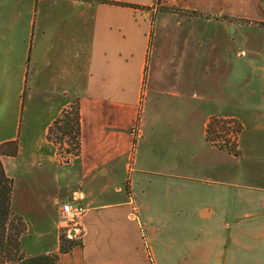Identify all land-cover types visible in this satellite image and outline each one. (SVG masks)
Here are the masks:
<instances>
[{"label":"crops","instance_id":"crops-1","mask_svg":"<svg viewBox=\"0 0 264 264\" xmlns=\"http://www.w3.org/2000/svg\"><path fill=\"white\" fill-rule=\"evenodd\" d=\"M154 1L0 0V145L16 141L0 161L26 256L58 252L69 202L84 207L68 229L80 244L56 264H264V116L250 119L248 147L240 131L238 155L208 141L213 117L242 121L218 108L229 88L209 82L219 73L193 46L166 59L179 80L164 83L171 67L158 71L163 51L152 41L173 22L208 21L217 38L220 23L237 20L212 0H160L195 15ZM239 4L264 10V0ZM245 18L264 27L263 14ZM75 99L80 151L60 156L47 129Z\"/></svg>","mask_w":264,"mask_h":264},{"label":"rangeland","instance_id":"rangeland-1","mask_svg":"<svg viewBox=\"0 0 264 264\" xmlns=\"http://www.w3.org/2000/svg\"><path fill=\"white\" fill-rule=\"evenodd\" d=\"M193 1L203 2L204 0H171L175 6L181 5V3L193 4ZM210 1V0H209ZM213 7L219 8L220 17L230 18L231 20H237L234 26H226V24H219V36L214 38L210 36L212 26L208 21L203 20L202 23H195L194 25H178L175 22L171 26L161 28L159 26L157 36L152 38L155 44L159 45L162 49L163 55L159 59L158 71L160 68H165L170 65H166L165 61L170 58L171 55H177V53L186 49L196 48L200 52L202 65L208 72H217L218 79L210 78L205 74L204 81L211 83H219L221 88L226 85L229 91L228 104L223 106L221 103L218 105L219 110L225 109L229 113H233L235 117H239L241 123L235 119L234 124L229 126L233 133L230 138L237 141L240 131L236 129V125L242 124V143L247 144L251 136V120L254 116H264V27L248 25L247 18L243 19V16H258L264 15L258 10L252 9L244 4H239L241 0H234L236 2L235 8L230 9L228 6L232 4V0H212ZM156 10H169L166 6L155 4ZM175 10V9H172ZM176 12L192 15L194 11H181L176 9ZM222 13H227L229 16H225ZM161 19H175L176 16L170 13H162ZM234 29V33L232 32ZM164 35L166 40L164 41ZM188 36H191L190 39ZM191 40V41H190ZM193 46V48H191ZM157 49V47H156ZM181 63L179 59L173 58L172 65L178 66ZM223 74L225 76L223 77ZM154 79H158V73H154ZM161 81L164 83H173L179 80L178 76L173 74V67L170 68L161 77ZM221 98V89H220ZM255 108L253 112L250 108ZM241 129V130H242ZM219 135H223V131H219ZM264 140V137H263ZM237 145V144H236ZM249 144L246 145L248 147ZM73 223H69L67 226L62 227L61 232L68 238V229L74 228ZM79 234V232H78Z\"/></svg>","mask_w":264,"mask_h":264},{"label":"trees","instance_id":"trees-1","mask_svg":"<svg viewBox=\"0 0 264 264\" xmlns=\"http://www.w3.org/2000/svg\"><path fill=\"white\" fill-rule=\"evenodd\" d=\"M159 3L160 0L154 1V5ZM118 4L123 5L124 3ZM133 7L143 8L137 5H133ZM195 14L196 12H192V15ZM262 24L264 26V22ZM234 121L235 119L231 118L222 119L213 117L208 123L206 138L220 148H225L230 153L238 155L235 139L230 138L233 130L229 126L231 123L234 124ZM237 128L241 131L242 124L236 125ZM219 131H223V135H219ZM46 137L56 147V151L60 156L72 157L79 153L80 116L76 99L52 121L47 129ZM6 145L11 147V150H9L10 154H14L16 141L1 144L0 154H4ZM11 190L12 180L6 176L0 161V264L6 262L16 264H56L59 253L69 252L73 246L80 244V241L68 238L64 233L60 232L57 253L26 256L20 245V237L26 231V224L22 216L10 210Z\"/></svg>","mask_w":264,"mask_h":264},{"label":"built area","instance_id":"built-area-1","mask_svg":"<svg viewBox=\"0 0 264 264\" xmlns=\"http://www.w3.org/2000/svg\"><path fill=\"white\" fill-rule=\"evenodd\" d=\"M136 134V126L134 127ZM84 207L81 205H72L69 202H64L60 208V223L62 227L67 226L69 223L77 224V220L83 215Z\"/></svg>","mask_w":264,"mask_h":264}]
</instances>
